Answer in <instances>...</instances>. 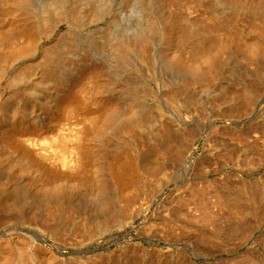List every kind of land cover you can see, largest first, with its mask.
<instances>
[{"label":"rangeland","instance_id":"obj_1","mask_svg":"<svg viewBox=\"0 0 264 264\" xmlns=\"http://www.w3.org/2000/svg\"><path fill=\"white\" fill-rule=\"evenodd\" d=\"M263 120L264 0H0V264L31 245L41 264H264V205L230 215L236 184L264 185V158L245 166Z\"/></svg>","mask_w":264,"mask_h":264},{"label":"bare ground","instance_id":"obj_2","mask_svg":"<svg viewBox=\"0 0 264 264\" xmlns=\"http://www.w3.org/2000/svg\"><path fill=\"white\" fill-rule=\"evenodd\" d=\"M46 10H48V9H46ZM49 11V10H48ZM45 12H47V11H45ZM48 13V12H47ZM45 14V13H44ZM49 14V13H48ZM46 15V14H45ZM257 16H258V14H257ZM261 16V15H260ZM260 16H259V18H260ZM258 18V17H257ZM47 19V18H46ZM261 19V18H260ZM45 21V20H44ZM198 21V20H197ZM47 22H48V20H47ZM202 22V21H201ZM46 23V22H45ZM201 24V27H203L202 26V23H200ZM207 24V23H206ZM209 25H210V23H208ZM194 25V23L191 25V26H193ZM204 25V24H203ZM209 25H208V27H206L207 25H205V27L207 28V29H209ZM212 25V24H211ZM200 26V25H199ZM195 27V26H194ZM201 27H199V29H203L204 28V33L203 32H200L201 30H199V31H197V33L195 34V29H197V28H193L194 30V32L192 31V27H191V29H189V30H191L192 32H187V29L185 30L186 31V33H182L183 35H182V37H181V44H182V46L183 47H185L186 46V44L188 45V43L190 44V43H192V41H194V39L196 38L197 39V37L198 38H200L199 36L201 35V38H203V37H206V35L207 34H205V30H207V29H205V27H203V28H201ZM212 27H213V25L211 26V30L213 31V29H212ZM259 27H261V26H259ZM209 29V30H210ZM214 29L216 30V28L214 27ZM262 29V28H261ZM218 30V29H217ZM219 30H220V28H219ZM219 30H218V32H219ZM184 31V32H185ZM208 31V30H207ZM212 31H209V33H211ZM198 32H200L199 34L200 35H198ZM202 33L203 34H205V36L203 35L202 36ZM217 33V32H216ZM209 35V34H208ZM207 35V36H208ZM209 36H211L210 38H207V41L210 39L211 40V38H212V35H209ZM208 36V37H209ZM193 39V40H192ZM213 39V38H212ZM200 41L202 40V39H199ZM198 40V41H199ZM205 40H206V38H205ZM210 40H209V42H210ZM195 41H197V40H195ZM204 41V40H203ZM212 41V40H211ZM206 44H207V42L206 41H204ZM208 42V43H209ZM213 43V42H212ZM212 43H211V45H212ZM199 43H197V44H195V45H193L192 46V48L194 47V49L193 50H195V48H197L196 50H201L202 49V47L199 49L198 47H197V45H198ZM200 44H202V46H204L203 45V42H200ZM210 45V44H209ZM200 47V46H199ZM204 47H206V46H204ZM203 47V48H204ZM208 48V47H207ZM195 50V51H196ZM207 50V49H206ZM209 50V49H208ZM194 51V53L195 54H197V51L195 52ZM202 51V50H201ZM200 51V52H201ZM210 51V50H209ZM257 52V50L255 49V50H253V52ZM204 52V53H203ZM220 52H222V51H220ZM252 52V53H253ZM259 52V51H258ZM199 53V52H198ZM206 53V51H205V49H203V51L199 54V55H203L202 57H204V55H206L205 54ZM141 55V57H140V59L142 60V53H140ZM195 54H194V56H195ZM257 54V53H256ZM198 55V54H197ZM196 55V56H197ZM199 55L197 56V58H199ZM217 55V54H216ZM249 55V54H248ZM253 55V54H252ZM255 55V54H254ZM193 56V57H194ZM201 56H200V58L199 59H201L202 58ZM217 57L219 58V56L217 55ZM221 57V56H220ZM252 57V56H251ZM196 58V57H195ZM196 58V59H197ZM205 58V57H204ZM215 58V57H214ZM217 58V59H218ZM217 59H215V62H216V60ZM250 58H247V60H249ZM252 60H253V58H251ZM214 60V59H213ZM252 60H250V61H252ZM200 61V60H199ZM154 78V77H153ZM189 81H187V85H188V89H190V87L193 85V84H191L192 83V81H191V83H188ZM184 84V83H183ZM191 86H190V85ZM187 85H186V88H187ZM183 86V85H182ZM190 86V87H189ZM183 88V87H182ZM182 88H178V89H180V90H182ZM184 89H185V86H184ZM187 89V90H188ZM186 90V89H185ZM185 90H183V91H181L182 92V97H183V94L184 93H186L187 91H185ZM131 91V90H130ZM172 92H175V91H173V90H171ZM170 91V92H171ZM185 91V92H184ZM132 92V91H131ZM169 92V94H171L170 96H166V97H168V98H166L167 100L165 101V99H164V101L166 102V104H168V105H170V107H174L176 110H177V112H178V116L180 117H178L177 115V117L181 120V118L183 117V119H184V117H185V119L187 118L186 116H187V114H188V116H189V114H191V112L187 109H185V108H183V106L181 105V102H179L180 100H181V98L178 100L177 98L178 97H180L179 95H178V97H177V94H175V93H170ZM180 92V93H181ZM188 92H189V90H188ZM181 95V94H180ZM186 95V94H185ZM190 95V94H189ZM191 96H188V98H190ZM184 98V97H183ZM191 99H193V98H191ZM157 100V99H156ZM183 100V99H182ZM188 100H190V99H188ZM186 101H187V99H186ZM186 101H185V103H186ZM187 102H189V101H187ZM192 102V101H191ZM194 102H195V100H194ZM249 102V101H248ZM182 103H183V101H182ZM188 104H190V103H188ZM248 105V107L250 106V103L249 104H247ZM254 105V104H253ZM252 105V106H253ZM256 105V104H255ZM167 106V105H166ZM186 106V105H185ZM255 107V106H254ZM189 108H190V106H189ZM155 109H156V105H155ZM159 109V108H158ZM186 110V111H185ZM192 110V109H191ZM194 110V109H193ZM250 110V109H249ZM194 112V111H193ZM192 112V113H193ZM195 113V112H194ZM191 116V115H190ZM153 117V116H152ZM156 117H158V119H159V127L157 128V131L155 132V134L158 136V140H159V143H160V145H161V147L162 148H164V149H162L164 152L163 153H165L166 151H165V149H166V146H165V144H170L171 142H168V140L170 139V130H171V128L169 129L168 128V126H167V124L168 123H166L168 120H166V122H165V118H167V117H164V114L162 113V110L160 111V110H158L157 111V116ZM262 117V116H261ZM150 119H151V117H149ZM147 119V118H146ZM149 119V120H150ZM170 119V118H169ZM173 119V118H172ZM171 119V120H172ZM182 119V120H183ZM141 120V119H140ZM148 120V119H147ZM146 120V121H147ZM170 120V121H171ZM176 120H177V118H176ZM179 120V121H180ZM186 120H188V119H186ZM144 121V120H143ZM264 121V120H263ZM134 122V121H133ZM147 122H151V121H147ZM157 122V121H156ZM169 122V121H168ZM184 123L186 122V121H183ZM135 123V122H134ZM152 123V122H151ZM263 123V122H262ZM158 124V123H157ZM170 124V123H169ZM168 124V125H169ZM132 125V124H131ZM139 125L140 126H142L141 124H140V122H139V124L137 125L138 127H139ZM260 125H263V124H260ZM150 125H147L146 124V127H149ZM153 126V125H152ZM170 126V125H169ZM132 127L134 128V127H136L135 125H132ZM138 127H136V128H138ZM145 127V128H146ZM151 127V126H150ZM149 127V128H150ZM132 128V129H133ZM141 128V127H140ZM142 128H144V127H142ZM144 128V129H145ZM155 128V127H154ZM263 128V127H262ZM146 129H148V128H146ZM145 129V130H146ZM135 130V129H134ZM139 130V129H138ZM154 131V130H153ZM261 131V130H260ZM136 132H138V131H136ZM144 132V131H143ZM145 132H147V131H145ZM129 133V132H128ZM130 133H131V131H130ZM126 134V133H125ZM141 134V133H140ZM150 134V133H149ZM154 134V133H153ZM151 136V135H150ZM153 138H154V136H152ZM141 138V137H140ZM153 138H151L152 140H153ZM157 139L155 138L154 140L155 141H157ZM166 141H167V143H166ZM170 141V140H169ZM154 142V141H153ZM256 142H258V141H256ZM262 142V141H261ZM148 143V142H147ZM151 143V141L148 143V144H150ZM155 143V142H154ZM255 143V142H254ZM148 144H147V147H148ZM256 144V143H255ZM155 145V144H154ZM223 145V144H222ZM263 145V144H262ZM262 145H261V148L259 149V150H257L256 152H255V154L252 156V157H249L250 158V160H248L249 158H248V156H250V155H252V153H253V150H255V149H253L254 147L252 146V145H249V146H251L252 148H251V152H249V154L250 155H248L246 158H248L247 160L245 159V161H247L246 162V167H251L252 165V167L253 168H255V167H257L256 166V164L255 163H257V162H255L256 160L257 161H259V160H262L263 158H264V145H263V147H262ZM151 147L153 146L152 145V143H151V145H150ZM170 146V145H169ZM223 147H225V146H223ZM256 147H259L258 146V144L256 145ZM149 148V147H148ZM153 148V150L155 149V147H152ZM157 148H158V146H157ZM170 148V147H169ZM248 149V148H247ZM156 150V149H155ZM161 151V150H160ZM156 152V151H155ZM224 152V151H223ZM226 154V153H225ZM246 155V154H245ZM121 156V155H120ZM122 157L123 158H125L123 155H122ZM222 157V156H221ZM254 157V158H253ZM119 158H121V157H119ZM118 158V159H119ZM122 158V159H123ZM122 159H119V160H121L122 161ZM126 160V158L123 160V161H125ZM264 160V159H263ZM263 160H262V163H263ZM243 162H244V160H242ZM120 162V161H119ZM120 163H123V162H120ZM120 163L118 164V165H120ZM127 163V162H126ZM123 164H125V163H123ZM122 164V165H123ZM243 164H245V163H243ZM242 164V165H243ZM259 164V162L257 163V165ZM261 164V163H260ZM259 164V165H260ZM122 165H120V167L122 166ZM127 165V164H126ZM254 165H255V167H254ZM258 165V166H259ZM128 166H129V163H128ZM127 166V167H128ZM117 168L119 167V166H116ZM127 167H125L124 166V169L125 168H127ZM117 168H116V170H117ZM122 168V167H121ZM121 168H119L118 170H120ZM249 168H245V169H248V170H250ZM129 169H131L130 168V166H129ZM129 169H128V171L127 172H129ZM115 170V171H116ZM247 170V171H248ZM112 171H114V169H112ZM122 171H124V170H122ZM131 171V170H130ZM119 172H121V170L119 171ZM114 173V172H113ZM117 173V171L115 172V174ZM115 174H113V175H115ZM122 174H123V176L121 177L120 175H118V176H120L122 179L124 178V174H125V177L127 178V176L128 175H126L127 173H123L122 172ZM128 174H130V173H128ZM132 174V173H131ZM130 174V175H131ZM116 177H117V175H115ZM120 177H119V179H120ZM129 179V178H128ZM121 180V179H120ZM119 180V181H120ZM127 181V180H126ZM227 181V180H226ZM241 180H239V182H240ZM120 182H122V181H120ZM225 182V181H224ZM229 182V181H228ZM123 183H126L125 181L123 182ZM226 183V182H225ZM230 183V182H229ZM237 183H238V181H237ZM263 183H264V181H263ZM228 184V183H227ZM239 184V186L236 184V186L238 187V189L237 188H234V195H233V197H234V200L237 202V203H235V204H237V206L235 205L234 207V209L231 211V213H230V215H232L231 217L232 218H237V217H243V216H245L246 214L245 213H249V215H251V213L253 214V215H251V216H255L259 221L261 220V222H262V215L260 214V207H262L263 205H264V185H262V184H260V183H255V184H250L249 182H246V181H244V180H242L240 183H238ZM231 185V184H230ZM229 185V186H230ZM232 185H234V184H232ZM222 186H223V183H222ZM225 186V185H224ZM227 186V185H226ZM225 186V187H226ZM228 186V187H229ZM235 186V185H234ZM228 187H226V188H228ZM225 188V189H226ZM229 189H231L230 187H229ZM197 190V189H196ZM194 191H195V188H194ZM226 191V190H225ZM231 191V190H230ZM232 191H233V188H232ZM196 192V191H195ZM226 192H228V191H226ZM225 194V193H224ZM233 194V193H232ZM226 196V195H225ZM229 196H231V192H229ZM223 197H224V195H223ZM231 198V201L233 200L232 199V197H230ZM0 200H1V198H0ZM234 201V202H235ZM227 202V201H226ZM234 202H232V204L234 203ZM227 204H228V202H227ZM231 207H233V206H231ZM231 207H230V209H231ZM260 209V210H259ZM264 209V208H263ZM50 213V212H49ZM52 213V212H51ZM48 214V216L50 215H52V214ZM60 213V212H59ZM228 213V212H227ZM262 213V212H261ZM55 214H57V213H54V215ZM124 214H125V212H124ZM126 215H128V214H126ZM227 215H229V214H227ZM229 215V216H230ZM47 216V217H48ZM49 216V217H50ZM57 216H58V214H57ZM235 216V217H234ZM46 217V218H47ZM56 216H54V218H55ZM66 217V216H65ZM68 217V216H67ZM59 218H61V217H59ZM254 218V217H253ZM47 219H49V218H47ZM52 219H53V216H52ZM52 219H50V220H52ZM56 219H58L57 217H56ZM56 219H54V220H56ZM70 219V218H69ZM72 220V219H71ZM49 221V220H48ZM84 221V220H83ZM123 221H124V218H123ZM126 221V220H125ZM212 221V220H211ZM62 222V221H61ZM71 222V221H70ZM73 222V221H72ZM214 222H215V220H214ZM66 223H69V221L68 222H65V224ZM74 223V222H73ZM88 222H87V220L83 223V234L85 233V234H88L87 236H89V234L91 235V232H93L94 230H98L99 229V231L104 227H102V225H104V224H102L100 227H91V226H89L88 224H87ZM100 224V223H99ZM97 225V224H96ZM82 227V226H81ZM73 228V227H72ZM214 229V228H213ZM222 229V228H221ZM201 230V229H200ZM203 230H205V228L203 229ZM201 231L200 233V235H202V237L204 238V245L206 244H208L210 247H216L217 249H219V247H220V249H222L221 247H224V248H226V245H225V242L224 241H226L225 240V238L223 239V244H221V241H220V239H221V233H220V236H219V238L217 237V235H219V233L217 234V235H215V234H211L212 233V231H210L211 233H209V231ZM218 230H220V229H218ZM61 231V230H60ZM167 231V230H166ZM214 231H217L216 229L214 230ZM220 231H222V230H220ZM74 232V231H73ZM218 232V231H217ZM244 232V231H243ZM242 232V233H243ZM167 233V232H166ZM232 233H235V231H233ZM231 233V234H232ZM237 233V232H236ZM246 233V232H245ZM169 234V233H168ZM230 234V235H231ZM239 236L241 235V237H242V234L241 233H237ZM237 234H232V235H237ZM93 235V234H92ZM166 235V234H165ZM170 235V234H169ZM229 235V236H230ZM231 235V236H232ZM237 235V236H238ZM244 236L246 235V234H243ZM228 236V237H229ZM75 237V236H74ZM246 237H248L247 235H246ZM246 237H244V239L243 238H241L242 240H245L246 239ZM73 238V237H72ZM89 238H90V236H89ZM223 238V237H222ZM230 238H232V237H230ZM227 239V238H226ZM237 240V239H239L238 237H234V239H232V241L231 242H234L235 243V241H233V240ZM229 240H231V239H229ZM229 240H227L228 242H229ZM240 240V239H239ZM231 242H230V244H231ZM233 243V244H234ZM226 244H227V242H226ZM30 245V244H29ZM205 245V246H206ZM37 246V245H36ZM230 246H232V244L230 245ZM16 247V246H15ZM207 247V246H206ZM205 247V248H206ZM210 247L208 248L207 247V250H209L210 249ZM228 247H229V245H228ZM22 247H20L19 248V246L17 247V249H16V253H15V256H16V258H15V260L13 261L15 264H41V260H40V254L38 253L39 251L38 250H44V249H42V247H35V246H33V245H31V247H26V248H23V249H21ZM36 248V249H35ZM215 249V248H214ZM212 250H213V248H212ZM259 254V253H258ZM254 255V254H253ZM255 257L257 256V254L256 255H254ZM254 256H253V259H255V262H256V258H254ZM259 259H261L259 256H257ZM184 258V257H183ZM257 258V261L259 260ZM186 259V258H185ZM250 259H252V256H251V258H249L248 260H250ZM181 260H182V258H181ZM180 260V261H181ZM11 261V260H10ZM179 261V260H178ZM179 261V262H180ZM183 261V260H182ZM240 261V260H239ZM260 261V260H259ZM259 261L258 262H256V263H259ZM177 262V261H176ZM241 262V261H240ZM254 262V263H255ZM263 261H262V259H261V262L260 263H262ZM13 263V264H14ZM178 263V262H177ZM186 263V262H185ZM187 263H188V261H187ZM229 262H227V264H228ZM238 262H236V264H237ZM241 263H243V261L241 262ZM189 264V263H188ZM229 264H235V262H234V260H233V263H229ZM263 264V263H262Z\"/></svg>","mask_w":264,"mask_h":264}]
</instances>
